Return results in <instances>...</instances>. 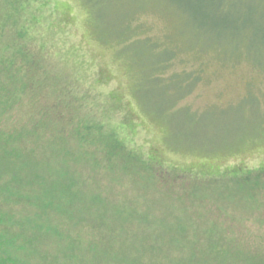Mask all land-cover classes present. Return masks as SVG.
Returning <instances> with one entry per match:
<instances>
[{"label":"rangeland","instance_id":"1","mask_svg":"<svg viewBox=\"0 0 264 264\" xmlns=\"http://www.w3.org/2000/svg\"><path fill=\"white\" fill-rule=\"evenodd\" d=\"M23 5L37 45L77 76L98 115L147 161L135 172L76 165L80 197L95 198L127 230L109 252H70V235L61 245L44 241L30 264H264V192L208 175L264 167V0ZM130 14L135 39L175 54L154 74L162 85L109 38ZM193 73L188 90H170L168 79Z\"/></svg>","mask_w":264,"mask_h":264},{"label":"trees","instance_id":"2","mask_svg":"<svg viewBox=\"0 0 264 264\" xmlns=\"http://www.w3.org/2000/svg\"><path fill=\"white\" fill-rule=\"evenodd\" d=\"M0 2V264H30L37 246L61 245L65 235L71 236L64 244L70 252L79 247L109 252L111 240L127 229L107 217L95 198L80 197L76 165L135 172V164L147 161L98 115L96 101H89L77 76L37 45L23 15L27 0ZM134 17L130 14L109 38L124 44L146 79L162 85L154 74L175 54L159 49L156 41L135 39ZM193 74L168 79L170 90L176 95L188 90L198 78ZM240 174L208 175L264 192V167Z\"/></svg>","mask_w":264,"mask_h":264}]
</instances>
